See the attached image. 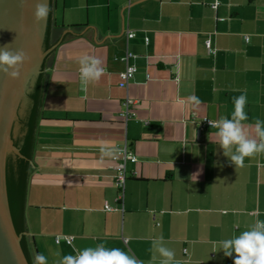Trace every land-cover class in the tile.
I'll use <instances>...</instances> for the list:
<instances>
[{
	"label": "crops",
	"instance_id": "crops-1",
	"mask_svg": "<svg viewBox=\"0 0 264 264\" xmlns=\"http://www.w3.org/2000/svg\"><path fill=\"white\" fill-rule=\"evenodd\" d=\"M51 5L25 207L31 261L39 252L54 264L73 248L104 243L160 264L152 241L163 237L179 264H233L213 241L264 220V152L235 166L202 120L230 116L242 93L250 135L264 120V0ZM127 51L136 74L122 88ZM85 55L104 68L86 89ZM127 98L129 121L121 116ZM125 144L137 161L127 163L120 192L116 151Z\"/></svg>",
	"mask_w": 264,
	"mask_h": 264
},
{
	"label": "clouds",
	"instance_id": "clouds-1",
	"mask_svg": "<svg viewBox=\"0 0 264 264\" xmlns=\"http://www.w3.org/2000/svg\"><path fill=\"white\" fill-rule=\"evenodd\" d=\"M50 11V5L46 0H37L33 13L35 21L39 23L47 20ZM28 60L29 57L23 50L0 48V72L11 79L20 78L21 67ZM79 64V80L84 89L90 82L98 81L104 73L101 60L94 56H82ZM246 102L247 98L243 93L233 97V110L230 116L209 120L211 128L216 130L215 136L223 155L235 166L242 165L246 157L264 152V120L256 119L255 136L250 135L243 123L248 119L244 110ZM101 151H104L103 147ZM162 240L163 237H158L152 241V247L161 257L160 264H179V261L174 260V252L165 247ZM213 244L219 245V250L223 251L224 256L233 257V264H264V220L256 219L247 230L230 238L213 241ZM32 264H48V258L42 253H33ZM54 264H143V262L119 247H107L104 243H99L80 250L73 248L72 253L60 256Z\"/></svg>",
	"mask_w": 264,
	"mask_h": 264
},
{
	"label": "water",
	"instance_id": "water-1",
	"mask_svg": "<svg viewBox=\"0 0 264 264\" xmlns=\"http://www.w3.org/2000/svg\"><path fill=\"white\" fill-rule=\"evenodd\" d=\"M37 0H0V48L23 50L29 60L21 67L19 79L0 72V264H29L21 246L8 203L6 158L8 154L23 158L11 137L16 133L18 119L29 102L28 94L36 85L43 61L51 49H44L47 20L34 19ZM51 7V0H46ZM23 111V112H22Z\"/></svg>",
	"mask_w": 264,
	"mask_h": 264
},
{
	"label": "trees",
	"instance_id": "trees-1",
	"mask_svg": "<svg viewBox=\"0 0 264 264\" xmlns=\"http://www.w3.org/2000/svg\"><path fill=\"white\" fill-rule=\"evenodd\" d=\"M52 7V5H51ZM50 7V8H51ZM51 12L49 13V23H47L46 39H44V49L51 48L50 42ZM43 78L39 75L35 87L28 94L29 103L25 112L18 119L20 130L17 135L12 132L14 146L20 150L23 158L8 154L6 158V188L8 193V203L11 211V218L17 234L25 233V207L29 179L32 171V154L35 145V131L39 118V108L43 95ZM22 250L29 264H32L29 247L26 239L22 236Z\"/></svg>",
	"mask_w": 264,
	"mask_h": 264
},
{
	"label": "built area",
	"instance_id": "built-area-1",
	"mask_svg": "<svg viewBox=\"0 0 264 264\" xmlns=\"http://www.w3.org/2000/svg\"><path fill=\"white\" fill-rule=\"evenodd\" d=\"M218 5L219 3L215 1L213 8L216 9ZM127 36L130 40L134 38L135 35L129 32ZM147 42L148 40H146V43ZM208 44H207V47H209ZM130 58H133V54L129 53L128 51L126 52L124 57L120 58L126 64L125 71L119 74V79H120L119 86L122 88H127L134 74H136V68L129 64ZM130 105H132V101L127 98L124 103L125 109L121 114V116L126 121H129L132 117H134V114H132L131 111L129 110ZM202 126L211 127L209 124L208 118H205L202 120ZM116 157L120 159V163L118 164L117 171L115 172L114 182H115L116 188L121 192V190H123V187H125V182L127 179V174H126L127 163H134L137 161V159L134 156V154L128 151V147L126 146V144L123 147L117 149ZM65 240L67 241V243H71L73 239L71 237H66ZM57 242H58V239H57Z\"/></svg>",
	"mask_w": 264,
	"mask_h": 264
},
{
	"label": "flooded vegetation",
	"instance_id": "flooded-vegetation-1",
	"mask_svg": "<svg viewBox=\"0 0 264 264\" xmlns=\"http://www.w3.org/2000/svg\"><path fill=\"white\" fill-rule=\"evenodd\" d=\"M22 112H23V111H22ZM20 116H22L21 113H20Z\"/></svg>",
	"mask_w": 264,
	"mask_h": 264
},
{
	"label": "rangeland",
	"instance_id": "rangeland-1",
	"mask_svg": "<svg viewBox=\"0 0 264 264\" xmlns=\"http://www.w3.org/2000/svg\"><path fill=\"white\" fill-rule=\"evenodd\" d=\"M29 103V102H28ZM18 125H19V123H18Z\"/></svg>",
	"mask_w": 264,
	"mask_h": 264
}]
</instances>
